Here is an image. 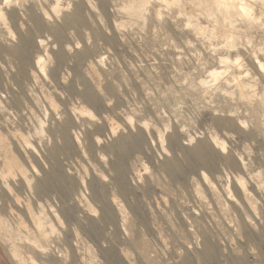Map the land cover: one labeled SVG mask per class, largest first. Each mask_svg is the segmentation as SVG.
I'll return each instance as SVG.
<instances>
[{"label": "clouds", "instance_id": "obj_1", "mask_svg": "<svg viewBox=\"0 0 264 264\" xmlns=\"http://www.w3.org/2000/svg\"><path fill=\"white\" fill-rule=\"evenodd\" d=\"M78 4L88 26L69 29L63 48L69 57L92 51L82 75L71 60L57 70L59 45L44 31L25 66L23 94L32 102L14 108L0 85V193H8L0 198V264H264V219L231 217L229 227L220 214L221 223L208 225L210 246L199 223L192 231L145 223L120 179L204 210L227 199L229 178L235 187L237 177L254 185L264 175V0H0V49L14 51L31 27L10 21L13 11L31 6L51 29ZM15 63L5 56L0 69L14 74ZM88 87L102 109L87 99ZM134 138L141 144L129 150ZM114 146L127 153L123 167ZM189 157L200 164L182 178L166 166ZM57 162L73 181L67 199L43 189ZM257 195L264 201V190Z\"/></svg>", "mask_w": 264, "mask_h": 264}, {"label": "rangeland", "instance_id": "obj_2", "mask_svg": "<svg viewBox=\"0 0 264 264\" xmlns=\"http://www.w3.org/2000/svg\"><path fill=\"white\" fill-rule=\"evenodd\" d=\"M33 14L35 16H33ZM16 15L17 18L15 21L17 25H31V27H29L27 30V34L22 36V42L20 46L16 48L22 49L25 52V58L23 60L14 58L16 62L14 67H16L17 69L14 74H10L8 72H5L3 69H0V85H3L4 88L8 89L12 106L19 109L23 106L25 100H28L29 103L32 102L30 98L24 96L23 94V82L27 76L25 66L31 60L32 51L36 43L35 34L37 32L51 31L52 35L54 36L55 42L59 45V51L57 53V70L62 69L68 63V61L71 60V71L76 73L77 76H81V67L83 66L84 62L92 55V51L89 48L85 47L83 51H78L74 56L69 57L64 52L63 48L64 43L68 40L67 33L69 29H75L79 34L81 29L88 26V21L85 18L82 5L78 4L73 13L68 16L70 18H74L72 24L66 22V19L68 18L66 17L63 24H58L51 29H49V27L43 22L41 17L31 6L23 10V13H21L20 11H16ZM9 55H11V53L7 48L0 49V60H3L5 56ZM5 67H7L6 64ZM42 75L46 74L42 73ZM12 83H14L17 87H10V84ZM70 91L74 92L75 89H70ZM109 91H112L111 85H109ZM86 95L90 103H92L97 108L102 109V101L91 87H88ZM44 107L48 108L50 107V105L45 102ZM51 114L52 113H49V115ZM64 131L65 135H67L66 128ZM141 141L142 138H134L128 141V149L131 150L133 148H138L141 144ZM77 143H79L78 138ZM152 143L153 145H155L156 140L153 139ZM64 148L65 150L72 149L70 140L65 144ZM113 150L117 154V166L123 167L127 153L125 151H122L120 146H114ZM51 156L53 159H56L55 151L51 154ZM207 163L210 167H215V158L210 157ZM199 164L200 160L198 158L189 157L183 162H168L166 166L177 176V178H182L183 175L187 174L194 167L199 166ZM120 179L122 187L124 188L129 200L136 203L138 215L141 216L142 220L145 223L151 221L158 226L174 223L180 228L187 227L189 231L193 230L192 225L194 223H199L208 228L207 236L209 238L210 246H214L213 237L215 233L212 228L208 227V225L209 222L221 223L220 214H222L226 218H229L227 219V224L229 227L232 223V220L230 219L231 217H241L246 215L249 224L253 223L254 216L260 219H264V216H262L264 208L261 207V205H264V201H261L260 197L257 195L258 191L264 190V175H258L256 177V183L254 185H249L246 177H237L235 178V187L233 185L232 178H229L227 183L225 184L224 189L225 193L227 194V199L222 200L218 196L216 204H209L208 207L204 210L190 205V203L187 201L174 203L169 199L167 195H162L160 193L159 187L153 186L152 184H146L142 190L138 191L129 187L126 178L122 176ZM205 183L207 182L205 181ZM72 184L73 181L64 175L63 168L60 166L59 162H57L52 166L51 171L45 175L43 189L45 191L50 189L55 190L59 192L65 199H67L71 195ZM84 186L86 187V184ZM22 187L23 186H21V189ZM236 188L239 189V194L236 192ZM167 191L170 192L172 196L176 195L171 187H169ZM148 196L152 197V203L150 207L146 209L141 205V201ZM241 197H243V199H241ZM0 198L7 199V191L0 193ZM83 203L90 204V201L87 200V197H83L82 206ZM112 203L116 207L117 212L121 213L123 217V214L126 212V206L123 204V202L119 200L118 197L114 196ZM217 208L220 209L219 214L217 213ZM69 212L71 214V210H69ZM37 217V222L43 225L45 223L44 218L40 216L39 213H37ZM89 231L93 234V236H99L100 234L98 227L94 224L89 226ZM76 246V242L73 241V247ZM109 256L113 261H115L117 257V250H111L109 252Z\"/></svg>", "mask_w": 264, "mask_h": 264}, {"label": "bare ground", "instance_id": "obj_3", "mask_svg": "<svg viewBox=\"0 0 264 264\" xmlns=\"http://www.w3.org/2000/svg\"><path fill=\"white\" fill-rule=\"evenodd\" d=\"M33 16H35V15L33 14ZM9 18H10V20H12V19L16 20V18H17L16 11H13L12 16ZM73 21H74L73 17H71V18L68 17L66 19V22L70 23V24H72ZM0 22H2V18H0ZM10 53H11V56H13L14 58L21 59V60H23L25 58V52L22 49H15L14 51H11Z\"/></svg>", "mask_w": 264, "mask_h": 264}]
</instances>
